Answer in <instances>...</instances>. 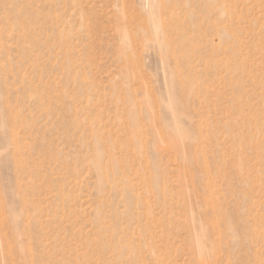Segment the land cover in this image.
I'll return each instance as SVG.
<instances>
[{
    "label": "rangeland",
    "instance_id": "rangeland-1",
    "mask_svg": "<svg viewBox=\"0 0 264 264\" xmlns=\"http://www.w3.org/2000/svg\"><path fill=\"white\" fill-rule=\"evenodd\" d=\"M0 264H264V0H0Z\"/></svg>",
    "mask_w": 264,
    "mask_h": 264
}]
</instances>
